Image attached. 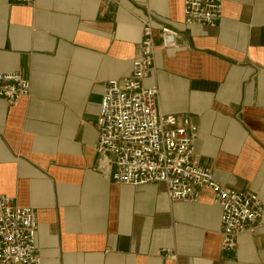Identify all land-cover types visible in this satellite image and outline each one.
I'll list each match as a JSON object with an SVG mask.
<instances>
[{
  "label": "crops",
  "instance_id": "crops-1",
  "mask_svg": "<svg viewBox=\"0 0 264 264\" xmlns=\"http://www.w3.org/2000/svg\"><path fill=\"white\" fill-rule=\"evenodd\" d=\"M182 10L183 0H0V73L31 84L12 106L0 99V194L35 211L41 264H264V218L220 253L208 189L169 204L162 184H115L93 149L102 86L130 74L149 19L157 49L143 85L157 87L163 114L197 127L200 167L264 201V0H223L212 28H184ZM162 25L178 32L177 50L158 48Z\"/></svg>",
  "mask_w": 264,
  "mask_h": 264
},
{
  "label": "built area",
  "instance_id": "built-area-1",
  "mask_svg": "<svg viewBox=\"0 0 264 264\" xmlns=\"http://www.w3.org/2000/svg\"><path fill=\"white\" fill-rule=\"evenodd\" d=\"M32 6L35 0H4ZM223 0H183L182 26L214 27L222 18ZM160 48H179L178 32L159 28ZM157 47L151 21L142 23L141 40L130 74L102 86L95 123L94 152L107 158L111 180L140 187L162 184L169 204H196L203 189L221 210L218 236L220 253H233L241 235L252 234L264 218V201L250 189L231 190L218 184L210 170L193 155L197 127L188 118L163 114L155 85L144 86L154 72ZM30 81L20 73H0V99L8 106L29 97ZM37 218L29 207H19L13 197L0 194V264H41L36 245ZM167 258L174 256L167 254Z\"/></svg>",
  "mask_w": 264,
  "mask_h": 264
}]
</instances>
